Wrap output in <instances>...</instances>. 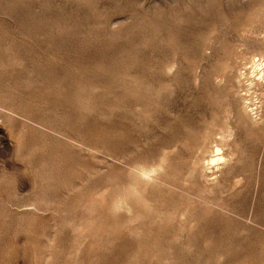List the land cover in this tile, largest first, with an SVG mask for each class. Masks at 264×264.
<instances>
[{"label": "rangeland", "instance_id": "1", "mask_svg": "<svg viewBox=\"0 0 264 264\" xmlns=\"http://www.w3.org/2000/svg\"><path fill=\"white\" fill-rule=\"evenodd\" d=\"M252 59L264 0H0V264H264Z\"/></svg>", "mask_w": 264, "mask_h": 264}, {"label": "bare ground", "instance_id": "2", "mask_svg": "<svg viewBox=\"0 0 264 264\" xmlns=\"http://www.w3.org/2000/svg\"><path fill=\"white\" fill-rule=\"evenodd\" d=\"M259 55V54H258ZM257 56V55H256ZM262 57V56H261ZM253 58V57H252ZM259 58H260V56H259ZM262 59V58H261ZM260 60H257L256 62L254 61V59H252V60H250V64H251V67L250 68H252V70H249L248 72L249 73H252V78L253 77H255L254 76V74H255V72H257V71H259L258 72V74H259V78H257V80H264V67H262V61H263V59H262V61L261 62H259ZM246 71V70H245ZM244 71V72H245ZM252 71V72H251ZM249 73H246V75H244V74H242L241 75V77L242 76H244V78L242 79V81H244L245 79H246V84L248 83V86L250 87V86H254V84H255V78L254 79H250V78H248L249 77ZM240 76V75H239ZM241 80V79H240ZM240 84H242L241 82H240ZM246 84H243L244 86L246 85ZM260 84V83H259ZM258 85V84H257ZM261 85V84H260ZM244 86H242V87H244ZM246 87L247 86H245V89H246ZM243 88H241V90H242ZM252 89V88H251ZM247 90V89H246ZM246 93V92H245ZM244 97V96H243ZM242 97V98H243ZM245 98V97H244ZM245 101V100H244ZM245 105H246V103H245ZM246 107V106H245ZM245 107H243V108H245ZM247 108H249V107H247ZM247 108H246V110H247ZM244 110V109H243ZM246 110H244L245 112H246ZM252 111V110H251ZM245 114H247V113H245ZM251 117H249V119H250ZM251 120H252V118H251ZM255 121H257V120H255ZM216 123H218V122H216ZM227 126H228V124H226ZM220 127H222L221 125H220ZM229 127V126H228ZM228 127H226V129H228ZM212 128H214V127H212ZM216 128V127H215ZM223 129V128H222ZM221 129V130H222ZM226 129H224L225 131L224 132H226ZM218 130V129H217ZM216 132V131H215ZM214 132V133H215ZM217 132H219V131H217ZM228 132H230V131H228ZM227 133V132H226ZM218 134V133H217ZM230 134V133H229ZM232 134V133H231ZM220 135V134H219ZM225 136V135H224ZM231 136V135H230ZM217 138V137H216ZM227 138V137H226ZM217 141V140H216ZM219 142H220V140H219ZM216 144H218V142L216 143ZM215 144V145H216ZM226 143H224V145H225ZM222 146V145H221ZM226 146V145H225ZM214 148V147H213ZM221 149H223V148H221V147H219V146H215V148H214V152H212V156L208 159L207 158V166L208 165H213L214 167L216 166H219L221 163H226V157H224V155H223V153H221L222 152V150ZM211 150V149H210ZM209 151V150H208ZM213 151V150H212ZM225 154V153H224ZM229 154V153H228ZM201 164H204V163H202L201 162ZM205 165V164H204ZM203 165H201V167H202ZM222 166H223V164H222ZM204 167V166H203ZM202 167V168H203ZM213 167V168H214ZM215 167V168H216ZM221 167V166H220ZM219 167V168H220ZM209 168V167H208ZM207 168V169H208ZM218 169V168H217ZM210 170V169H209ZM218 170H220V169H218Z\"/></svg>", "mask_w": 264, "mask_h": 264}]
</instances>
